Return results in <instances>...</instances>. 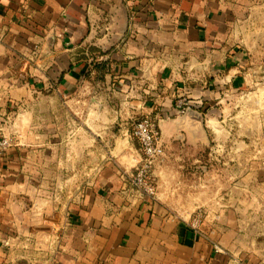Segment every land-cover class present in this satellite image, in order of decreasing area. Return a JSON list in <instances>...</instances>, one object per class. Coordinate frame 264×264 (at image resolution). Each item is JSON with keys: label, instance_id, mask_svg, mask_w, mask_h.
Segmentation results:
<instances>
[{"label": "crops", "instance_id": "obj_1", "mask_svg": "<svg viewBox=\"0 0 264 264\" xmlns=\"http://www.w3.org/2000/svg\"><path fill=\"white\" fill-rule=\"evenodd\" d=\"M246 92L264 96V0H0V264H264V122L231 154L248 172L175 126L186 95L210 138L213 100ZM141 117L163 122L154 201L122 176Z\"/></svg>", "mask_w": 264, "mask_h": 264}, {"label": "rangeland", "instance_id": "obj_2", "mask_svg": "<svg viewBox=\"0 0 264 264\" xmlns=\"http://www.w3.org/2000/svg\"><path fill=\"white\" fill-rule=\"evenodd\" d=\"M213 101H214V107L211 108L212 110H210L209 113L207 114V116L209 117L208 119H211L212 122L214 123V126L213 124H211L213 126L212 128H214L212 129L214 131V134L210 133L211 136L210 138H212L213 140L211 142L210 139L209 146L204 149L203 153L204 156L209 154L210 157L211 156L216 157L219 160V162L217 163L210 161L207 163V165L210 168H215L217 163L221 166L219 168L220 170L226 167H228L229 169H233V168L238 169L239 167H241V170L246 171L244 162H239L237 159H233L231 154L232 155L238 154L240 151L244 152L246 151V148H248V150H250L251 148H255L254 146L251 147L250 145H248V147H244L242 144L243 142H240V140L244 138L247 139L250 132H252V140H253L252 142H255L257 140L256 131L249 128L252 127V123L254 121L264 122L263 93L261 94V97L258 98L253 97L250 100H249V94L246 92L240 94V96L237 97L236 96L231 98L225 97L221 102L220 100H216V99H214ZM255 103L256 105H254ZM193 109L198 110L197 108H193ZM259 136H261V134H259ZM250 143L251 142H249V144ZM164 157L165 156H163V158ZM223 163H225L226 165H224ZM184 170L186 171V173L191 174L190 177L184 178L186 185H192V183L193 185H195V183L199 185L201 179H204L202 178L199 169L196 168L194 164L190 163V165L186 166ZM180 178L182 179V177ZM242 178H244L243 183L246 184L247 186V184L249 183V178L245 176H243ZM242 178L224 176V182L226 184L233 185L234 182ZM187 187L189 188V186ZM56 197L59 196L56 194L52 196L51 194L49 195V198L53 200H55ZM198 210L201 211L202 214L204 213L203 209H198ZM196 211H194V215ZM60 230L51 239L52 240L51 245L54 248V251H58L61 248L63 242L61 241V243H59L57 246H55V243L53 242L54 239L56 240V235L60 232ZM51 255H52V251L50 252V256Z\"/></svg>", "mask_w": 264, "mask_h": 264}, {"label": "built area", "instance_id": "obj_3", "mask_svg": "<svg viewBox=\"0 0 264 264\" xmlns=\"http://www.w3.org/2000/svg\"><path fill=\"white\" fill-rule=\"evenodd\" d=\"M175 108L179 114L193 108L188 96L182 95L175 100ZM159 120L151 117H141L133 123L132 136L140 147V156L136 168L133 171H123L122 176L128 182L130 190L140 199H157L158 183L156 175L157 163L165 156V145L161 135ZM11 138H2L0 151L8 148L12 143ZM204 219V213L196 211L191 219L193 228H199ZM62 227L54 239L55 246L61 243L63 238Z\"/></svg>", "mask_w": 264, "mask_h": 264}, {"label": "water", "instance_id": "obj_4", "mask_svg": "<svg viewBox=\"0 0 264 264\" xmlns=\"http://www.w3.org/2000/svg\"><path fill=\"white\" fill-rule=\"evenodd\" d=\"M162 124L163 122L159 121L158 126L163 137ZM175 126L177 130L186 129L190 131L194 137L197 136L202 138L206 142V146H209L210 138L205 127V116L202 112L193 108L188 109L176 119Z\"/></svg>", "mask_w": 264, "mask_h": 264}, {"label": "trees", "instance_id": "obj_5", "mask_svg": "<svg viewBox=\"0 0 264 264\" xmlns=\"http://www.w3.org/2000/svg\"><path fill=\"white\" fill-rule=\"evenodd\" d=\"M193 108H195V105H192ZM198 110L203 111L204 113H206L209 109V106L204 107H197Z\"/></svg>", "mask_w": 264, "mask_h": 264}]
</instances>
